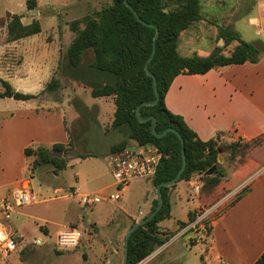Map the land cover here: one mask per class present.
I'll list each match as a JSON object with an SVG mask.
<instances>
[{
	"label": "rangeland",
	"instance_id": "obj_1",
	"mask_svg": "<svg viewBox=\"0 0 264 264\" xmlns=\"http://www.w3.org/2000/svg\"><path fill=\"white\" fill-rule=\"evenodd\" d=\"M248 2L249 0H200V18L179 34V54L205 56L211 46L213 49L220 47L222 53L228 54L235 41L225 44L220 37V27L225 26L237 31L247 41L261 39L262 35H257L256 27L248 21L249 17L259 18V11L255 5L245 6ZM111 3L112 0H35V6L28 9L26 0H0V78L7 80L17 91L38 94L37 99L25 103L1 97L0 115L18 108L19 104L54 110L58 113L47 118L49 136L40 132L37 137L66 139L67 133L61 122L63 116L66 117L67 131L71 134L70 141L63 144L61 150L55 151L52 146L47 147L68 164L57 174L53 172L54 165L40 161L34 163L37 157L26 156L25 153L23 157H13L11 169L0 171L1 183L19 177L27 178L36 198L32 204L15 208L26 220L23 235L27 241L23 243V237L12 230L13 235L18 236L20 248L8 255L6 260L0 258V264H121L124 236L132 225V220L126 215L137 217L140 211H146V192L151 189L149 179L131 181L119 191L114 186V179L108 168L107 157L120 150L114 147L123 140L126 146L133 143V139L111 127V99L92 97L88 87L67 75L65 66L66 50L75 36L73 22L77 21L78 27L83 28L85 16L95 15ZM234 5L235 9L232 8ZM13 13L21 16L23 24L38 20L41 31L9 41L7 14ZM219 39L222 40L218 43ZM53 77L58 79V87L45 90L46 84ZM3 89L0 82V91ZM102 100H107L110 104H104L102 113L98 114ZM238 139L230 133L217 136L222 148L219 153L222 162L230 159L235 164L242 159L239 157L240 153L232 154L230 151V143H239ZM263 143L264 137L259 138L253 149L262 147ZM38 146H42L41 142L35 141L28 147ZM87 155L94 156L80 158ZM227 161L223 165L228 169ZM194 176L195 174L192 177ZM177 182L175 194L178 193L180 199H177V204L173 207L172 217L163 219L168 225L159 227V230L167 233V241L177 237L172 257L177 255L183 264H200V249L204 248V243L200 242L196 246L190 244L196 239L203 241L210 220L221 213L224 207L218 204L200 206L193 211V223L184 227L178 224L177 229L173 230L174 224L186 220L187 213L196 206V201L192 199L193 188L181 183V180ZM70 187H78L79 194H95L97 189L103 190L99 201L83 206L80 195L73 193ZM4 188L12 190L9 184ZM116 192L120 198L114 201L112 197ZM75 215H79L80 219L71 222L69 227H76L85 235L76 247L59 251L54 243L55 230L59 225L67 224L68 219ZM13 217L11 215L10 220ZM187 235L190 236L188 239L185 237ZM34 239L41 242L38 244Z\"/></svg>",
	"mask_w": 264,
	"mask_h": 264
},
{
	"label": "trees",
	"instance_id": "obj_2",
	"mask_svg": "<svg viewBox=\"0 0 264 264\" xmlns=\"http://www.w3.org/2000/svg\"><path fill=\"white\" fill-rule=\"evenodd\" d=\"M127 3L142 21L150 25L143 24L126 6L124 0H112L111 4L101 8L95 15L85 16L83 28L78 27L77 21L73 22L75 36L66 50L67 75L80 80L85 87H88L92 97L112 99L114 105L112 128L133 139V142L153 144L161 151L162 158L154 176L150 179L153 187L175 176L182 163L183 149L186 165L178 180H189L194 174L198 175L202 182L199 196H211L225 176L224 168L217 162V157L222 151L217 136L225 132L220 131L206 141L201 140L180 115L166 108L165 93L178 74H203L211 68L257 62L264 56V42L246 41L237 31L225 26L220 27V37L224 39L225 44L237 41L228 54L222 53L220 47H215L206 56H183L177 49L179 34L200 18V0H127ZM26 6L32 9L35 0H26ZM7 16L9 41L41 31L38 20L23 24L20 15L13 13ZM155 28L158 29L159 35L148 69L156 80L159 99L151 105L149 103L155 99L153 78L146 74L144 64L152 53ZM0 82L4 88L0 92V98L27 100L38 95L17 91L5 79L0 78ZM58 85V79L53 77L44 89L53 90ZM139 104H142L139 113L143 121H139L135 115V108ZM152 117L156 120L155 133H161L171 127L181 136L183 146L173 131L168 130L164 135L157 136L152 130ZM70 138L69 133L68 142ZM259 138L251 140L239 138V143L231 142V153H240L239 157L242 159L235 164L230 159H226L227 162L234 168L244 164ZM125 146L123 140L114 148L121 150ZM62 147L63 143H54L51 148L59 151ZM24 153L26 156L35 155L37 160L34 163L40 161L54 165V174L67 166L66 161L43 146L26 147ZM88 156L94 155L80 158ZM213 165L215 166L213 173L205 174V171ZM174 184L161 187L162 207L151 220L138 226L131 233L128 240L127 264L139 263L168 240L165 236L167 233L159 230L158 223L170 216L168 190ZM246 191L247 188H243L234 201L242 197ZM156 205L155 197L150 212ZM194 220L195 214L189 211L188 220L178 223L184 227ZM253 264H264V251Z\"/></svg>",
	"mask_w": 264,
	"mask_h": 264
},
{
	"label": "crops",
	"instance_id": "obj_3",
	"mask_svg": "<svg viewBox=\"0 0 264 264\" xmlns=\"http://www.w3.org/2000/svg\"><path fill=\"white\" fill-rule=\"evenodd\" d=\"M249 5H255L260 14L259 18H248L250 25L256 27L255 33L262 35L261 39L258 38L253 42H264V1L249 0L245 6ZM232 8L235 9L236 5ZM224 9L226 10V7ZM236 22L237 20L232 24V28ZM236 44L237 41H235ZM212 49L213 46L209 47L208 54ZM36 97L27 100H15L25 103L37 99ZM98 99L107 98L98 97ZM106 101L102 100L98 114L102 113L104 104L109 103ZM164 103L169 111L180 115L203 141L216 136L220 131L225 132L224 134H233L243 140L264 137V56L254 63L244 62L211 68L203 74H178L173 78L165 93ZM110 108H112L113 114V102ZM55 113L58 112L29 104H19L18 108L10 109L5 115H0V171H6L7 168L11 169L13 157H23L24 149L32 142H41L42 146L45 144L46 148L51 147L54 143L65 144L68 142L69 133L64 116H61V122L67 133L66 139L55 140L37 137L40 132L44 136L48 135L49 123L47 118ZM263 147L264 143L262 147L253 149L252 157L237 168L228 162L229 168H225L223 164L227 160L222 162V157L220 161L217 157V162L225 170V176L218 183L211 196H199L202 182L198 175L190 180H181V183L188 184L193 188L192 199L196 201V206L190 211H194L200 206H213L214 204L224 207L221 213L210 220L209 229L205 231L203 241L196 239L190 244V246H196L200 242L204 243V248L200 249V264H253L264 251ZM29 183L27 178L20 177L7 183L0 181V223L7 226L11 232L13 230L18 236L23 237V243L26 240L23 235L25 218H22V214L17 212L15 208L12 211H4L1 208V201L11 199L14 192L25 186L29 187ZM149 183L151 189L146 192V211H140V215L137 217L126 215L132 222L141 219L150 212L152 200L156 194L150 179ZM8 184L12 186V190L4 188ZM70 188H72L73 193L79 194L78 187ZM243 188H247L246 193L234 201ZM175 189L174 184L168 190L171 204L168 218L172 217L173 207L176 206L177 199H180L178 193L175 194ZM102 190L97 189L95 194L100 195ZM11 215H14L12 220L9 218ZM77 219H80L79 215L68 219L67 224L59 225L55 233L57 234L60 230L69 227V224L77 221ZM187 220L188 213L186 220L180 221L185 222ZM180 221L174 224L175 229L173 230L177 229ZM166 225L168 224H165L164 220L158 223V226L162 228ZM185 237L188 239L190 236ZM176 239L177 237H174L171 241L169 240L159 246L158 249L156 248L140 261L141 264H172L174 262L183 264L177 255L172 257ZM38 240L34 239L33 241ZM40 242L39 240L37 243ZM20 245L21 243L18 241L17 249L20 248Z\"/></svg>",
	"mask_w": 264,
	"mask_h": 264
},
{
	"label": "built area",
	"instance_id": "obj_4",
	"mask_svg": "<svg viewBox=\"0 0 264 264\" xmlns=\"http://www.w3.org/2000/svg\"><path fill=\"white\" fill-rule=\"evenodd\" d=\"M162 158L161 151L153 144H139L133 142L125 146L117 153L107 157L108 168L114 179V186L117 190L131 181L137 179H151ZM198 188V187H196ZM120 195L116 192L112 199L118 200ZM100 200L96 194L80 195V203L83 206L95 204ZM36 201L30 187L25 186L18 189L12 195V200L1 201V208L4 211H12L14 208L29 205ZM85 233L76 227H67L57 232L55 236V248L57 250H68L76 247ZM18 237V236H17ZM7 226L0 223V258L6 260L7 256L18 247V239ZM39 242L36 241V243Z\"/></svg>",
	"mask_w": 264,
	"mask_h": 264
},
{
	"label": "water",
	"instance_id": "obj_5",
	"mask_svg": "<svg viewBox=\"0 0 264 264\" xmlns=\"http://www.w3.org/2000/svg\"><path fill=\"white\" fill-rule=\"evenodd\" d=\"M126 6L128 8H130V10L135 14V16L143 23V24H146V25H150L144 21H142L136 11L130 6V4L127 3V0H124ZM159 35V31L157 28H155V35H154V39H153V44H152V53L150 55V57L148 58V60L145 62L144 64V70L146 72V74L150 77L153 78V85H154V94H155V99L150 102L149 104L151 105H154L158 99H159V94L157 92V87H156V80L154 79L153 77V74L152 72L148 69V63L149 61L151 60L153 54H154V49H155V45H156V39ZM222 39H219L218 40V43L221 41ZM143 104V103H142ZM142 104H139L136 106L135 108V115L136 117L138 118L139 121H143L144 119L141 118L140 116V113H139V110H140V107ZM152 120H153V125H152V130L153 132L155 133V125H156V120L154 117H152ZM169 131H173L177 134V136L179 137L180 139V142H181V146H183V140L181 138V136L173 129V128H168ZM168 130H164L163 132L161 133H155L157 136H162L166 133V131ZM220 151V149H218ZM218 160L220 161L221 160V156L219 155L218 156ZM185 165H186V159H185V155H184V150L182 149V163H181V166L179 168V170L177 171V173L175 174V176L173 178H171L170 180L164 182V183H161V184H158L156 185L155 187V194H156V199H157V205L156 207L151 211L149 212L146 216L142 217L141 219L135 221L131 226L130 228L127 230V232L125 233V236H124V241H123V255H122V263L121 264H127V258H128V240H129V237L131 235V233L133 231H135L138 226L148 222L149 220L152 219V217L160 210V208L162 207V204H163V199H162V196H161V187H167V186H171L172 184H174L180 177L182 171L184 170L185 168ZM215 169V166H211L208 170L205 171V174L209 175V174H212L213 171Z\"/></svg>",
	"mask_w": 264,
	"mask_h": 264
}]
</instances>
